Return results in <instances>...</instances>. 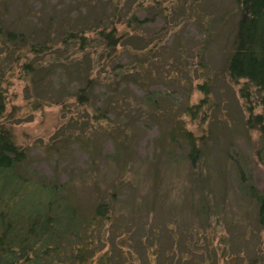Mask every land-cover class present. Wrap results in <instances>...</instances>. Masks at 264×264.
<instances>
[{"label": "rangeland", "instance_id": "rangeland-1", "mask_svg": "<svg viewBox=\"0 0 264 264\" xmlns=\"http://www.w3.org/2000/svg\"><path fill=\"white\" fill-rule=\"evenodd\" d=\"M96 1L9 0L0 5V18L9 28L27 33L36 25L86 24L103 16L101 4L107 0ZM142 1L112 0L118 3L117 15L135 12L141 20H151L138 32L148 35L149 47L162 62L147 77L128 72L130 83L120 82L122 93L146 114L138 109L118 121L110 115L96 122L93 113L107 99V90L103 84L95 89L93 109L79 106L74 96L84 83L79 71L84 75L93 68L90 75L104 78L110 68H95L81 57V64H74V49L61 52V62L55 64L54 53L38 57L45 79L40 99L50 104L35 110L38 90L18 73L23 60L8 53L0 55L8 91L0 124L11 127L17 145L27 153L26 165L37 176L73 182L86 211L104 197L113 205L114 217L130 221L124 230L133 252L123 251V257L131 264H264V227L248 196L249 188L264 193V134L247 127L251 114L240 98V85L229 80L224 66L238 20L233 1L145 0L136 8ZM204 41L207 71L185 54L196 53ZM126 44L117 59L122 65L133 62V50L139 55L147 50L138 39ZM165 52L176 53L177 61L168 60ZM257 114L264 116V108L254 109ZM176 122L197 141L193 164L185 142L168 144ZM123 146L132 155L128 160L119 150ZM117 154L127 166L109 162ZM135 203H143L145 212L133 219L129 210Z\"/></svg>", "mask_w": 264, "mask_h": 264}, {"label": "trees", "instance_id": "trees-1", "mask_svg": "<svg viewBox=\"0 0 264 264\" xmlns=\"http://www.w3.org/2000/svg\"><path fill=\"white\" fill-rule=\"evenodd\" d=\"M8 1L0 0V5L7 6ZM143 1L136 8H142ZM232 1L233 8L238 12V20L232 50L224 66L229 80L240 85V98L251 114L246 121L247 127L257 128L264 134V116L253 115L254 109L264 108V0ZM118 3L107 0L106 4H101L103 16L86 24L67 26L62 23L55 27L36 25L30 33L13 30L0 18V55L16 53L18 57L15 60H23L17 66L18 73L27 86L38 90L37 96L40 99L45 92V79L38 57H48V54L52 56L54 53L56 57L51 62L55 64L61 62L60 57L58 58L61 52L74 49V64L80 65L81 57L89 59L95 68L99 64L110 68L104 78L90 75L93 68L84 75L79 71V78L84 82L74 94L79 106L93 109L95 89L102 84L106 87L107 99L95 111L97 114L93 113L96 122L108 120L110 115L118 121L123 113H133L138 109L141 111L139 114H146L141 105V108L135 105L127 92L122 93L120 82L124 83L123 80L130 78L126 77L128 72H137L147 77L154 65L162 62V59L154 55L153 47H149L151 40L148 35L138 32L141 26L151 20H141L135 12L117 15ZM106 12L111 15H105ZM219 19L223 20V15ZM137 39L145 44L144 48L147 50L144 55H139V50L137 53L133 50V62L122 65L117 60L122 48L127 47V42H136ZM204 42L196 53L185 51V54L198 59V67L207 71L209 63L205 55L208 47L207 42ZM164 56L172 62L177 61L176 53L165 52ZM60 64L66 66L63 62ZM62 70L66 71L64 67ZM3 80L5 81L4 73L0 72V122L5 119L8 105V91ZM38 99L35 101V110L50 104ZM126 132L124 130L122 135L126 136ZM180 140L188 145L189 162L193 164L197 156V141L191 133L183 131L182 123L176 122L168 144H176ZM119 150L126 152V160L132 157L127 146ZM120 159L121 155L117 154L109 162H114L117 167L123 164L124 167L127 166L128 163L122 161L121 164ZM26 162L27 153L17 145L11 127L1 123L0 264H131L129 259L123 257V251H128L129 254L133 252L130 237L124 230L130 223L128 219L114 217L110 211L113 205L104 197L86 211L76 199L73 182H51L39 177L28 168ZM248 196L255 201L258 222L264 227V193L259 194L254 188H249ZM143 205L135 203L133 209L129 210L130 215L133 212V219L145 212ZM121 239L124 240L119 243Z\"/></svg>", "mask_w": 264, "mask_h": 264}]
</instances>
